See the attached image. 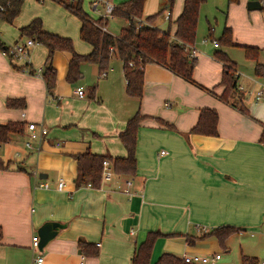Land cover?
I'll list each match as a JSON object with an SVG mask.
<instances>
[{
  "label": "crops",
  "instance_id": "1",
  "mask_svg": "<svg viewBox=\"0 0 264 264\" xmlns=\"http://www.w3.org/2000/svg\"><path fill=\"white\" fill-rule=\"evenodd\" d=\"M248 1L253 0H239L234 6L228 5L227 0H206L204 4L214 5V9L226 7L223 28L228 24L232 31L235 27L228 16H243L246 20L243 27L251 30L247 31L248 40L240 41L233 29L228 52L220 50L218 42L214 47L198 45L195 40L193 82L163 66L147 64L140 100L125 95L122 63L116 58L111 60L108 71H112L113 60L119 61L120 70L110 78L106 72L93 96L86 97L84 92L85 97L80 99L75 94L76 87L64 80L68 54L54 53L56 84L48 93L42 78L36 75L46 57L44 47L37 51L41 56L39 64L34 62L35 53L27 63H11L0 52V124L32 122L44 125L48 131L38 152L23 147L25 132L23 136H10V142L0 146V151H4L0 159L3 163L10 162L7 169H0V264H30L31 238L47 221L66 225L42 251L44 264H130L135 249L149 231L169 235L155 241L149 264H154L162 253L180 258L183 254L214 256L221 249L214 239L196 241L194 245L185 241L186 236L201 235L196 226L208 229L231 226L241 231L239 235L260 231L264 226V145L260 143L264 99L253 100L254 93L264 89V79L255 77V63L248 60L252 72L243 74L247 82L242 84L235 66L237 86L246 109L242 113L219 100L223 67L214 57L215 52L221 51L234 62L233 48L243 51V47H255L260 50L258 63H264V16L245 15L242 7ZM255 1H259L262 11V0ZM160 3L146 0L143 14H155ZM182 4L183 0H174L169 22L180 15ZM35 18L40 19L34 17L28 23ZM163 19L168 21L164 16ZM157 23L156 20L155 26L159 28ZM206 24L209 30L208 20ZM79 29L78 20L76 37L43 31L71 38L74 44ZM16 42L19 40L11 44ZM84 44L86 47L78 50L73 45L74 51L88 54L90 47ZM93 66L97 72L96 65ZM202 87L209 88L212 94ZM248 95L251 101L247 102ZM8 98L23 99L25 105L22 109H7L4 102ZM203 108L216 111L217 136L189 133ZM136 112L145 118L137 130L135 175H113L110 181L101 182L99 189L77 188L73 156L89 150L93 154L124 157L126 152L118 134ZM10 148L12 157L8 153ZM59 180L63 182L62 191L56 190ZM127 181H131L130 196L122 192ZM39 183H46L48 188L39 187ZM79 241L92 244L97 256H84L78 248ZM222 249L227 250L226 246Z\"/></svg>",
  "mask_w": 264,
  "mask_h": 264
},
{
  "label": "trees",
  "instance_id": "2",
  "mask_svg": "<svg viewBox=\"0 0 264 264\" xmlns=\"http://www.w3.org/2000/svg\"><path fill=\"white\" fill-rule=\"evenodd\" d=\"M10 7L5 15L6 23L12 21L19 15L24 0H8ZM164 7L155 14L145 16L143 9L146 0H126L119 3L111 14L112 18L123 19L126 26L123 27L117 36H112L101 27H106L108 19H91L81 7V1L76 4H62L80 22L79 39L90 47V52L85 55L77 54L74 51L71 39L63 38L55 34L43 31L41 20L35 18L18 31L20 37L31 39L35 44L41 45L47 51L42 65V80L48 93L52 92L56 84V71L52 66L54 53L61 52L69 55L65 82L74 85L81 77V65H96L98 75L107 72L110 62L116 58L122 63L123 77L125 80V95L134 100H140L143 94V74L144 67L149 63L163 66L185 81H192V72L196 59H192L183 50L184 45L193 46L196 40L197 24L200 7L206 0H183L180 15L174 22H169L166 30L162 31L155 26L156 20L164 16L165 12H170L174 0H160ZM238 3V0H227V4ZM61 4V3H59ZM264 10V7H262ZM173 27L174 31H171ZM208 38L212 39L211 29ZM178 41L181 44H178ZM212 41V40H211ZM231 29L224 27L218 43L222 46H231ZM245 59L253 61L254 75L264 79V63H258L260 50L255 47H243ZM6 51V45L0 40V52ZM214 57L221 62L223 67L222 78L219 86H223V91L219 100L246 113L243 105V95L238 90L236 64L231 62L226 54L217 51ZM17 68V67H13ZM20 70V69H19ZM29 73L32 70H28ZM95 87L88 93L89 98L93 96ZM212 94V91H208ZM25 105L23 99L8 98L4 102L7 109H22ZM145 117L136 112L130 117L122 132L118 134V140L125 149L124 157H111L108 155L93 154L89 150L75 154L76 176L74 184L77 188L86 187L90 184L93 189H99L102 179V162L107 160L112 167L113 175L133 177L136 173L135 147L137 140V130L140 122ZM161 123V120H159ZM218 116L215 110L203 108L199 111L196 124L190 129V134L203 136H217ZM167 128L172 126L164 123ZM23 122H6L0 124V146L10 142V136L24 135ZM260 143L264 145V131L260 137ZM10 162L3 163L0 159V169H7ZM241 232L231 226H222L210 229L206 234L197 238L186 236L185 241L189 245H194L196 241L214 239L221 248H225V242L233 235ZM159 231H149L145 239L135 249L130 264H149L150 256L158 238L166 237ZM1 239V230H0ZM78 248L84 256L95 257L97 249L92 244L78 242ZM154 264H188L180 257L171 253H162ZM241 264H258L256 258L243 255Z\"/></svg>",
  "mask_w": 264,
  "mask_h": 264
},
{
  "label": "rangeland",
  "instance_id": "3",
  "mask_svg": "<svg viewBox=\"0 0 264 264\" xmlns=\"http://www.w3.org/2000/svg\"><path fill=\"white\" fill-rule=\"evenodd\" d=\"M93 1H100L101 3V2H106L108 0H82L81 2L82 10L93 20H97L99 17H103L104 14L101 6H99V8L96 10L92 9L91 3ZM113 2H115V0H109L108 3L114 7H116L119 4V2L117 3H113ZM238 3H234L231 5L235 6ZM262 3L264 7V0H262ZM246 4L247 3L245 4L243 3V7H242L245 15L259 14L260 16H264V10L247 11ZM203 6L204 7H202L200 18H198L196 43H198V45L209 44L210 46H212V42H211L212 39L218 42V38L221 35L225 23L224 12L227 11H226V7L224 6L218 8L219 10H217V7L214 9V5L208 6V4H204ZM163 7L164 5L162 2L159 4L158 9H162ZM34 17L40 18L43 29H46V31L48 32L55 31L61 35H68L72 37H74L76 33L78 34V20L76 19V17L69 14V12L64 8L62 4L50 0H45L43 3L37 2L36 0H24L20 14L12 21V23H2L0 25V40L6 46L11 44L12 41L14 40H19L20 43L25 42L27 38L20 37L18 29L28 24V21ZM228 18H227L228 20H231V22L235 24V27L233 29L236 36L240 39V41L248 40L249 36L247 31L251 32V30H247L243 27L246 25L245 18L243 16L241 17L239 14L228 16ZM206 20H208L210 24V29H212L213 31L212 39L208 38L209 30L207 29ZM157 21H158L157 26L160 29L164 30L167 28L168 21H165L163 19V16H160L157 19ZM124 24H126V22L123 19L109 18L107 23V30L113 36H117L119 34L121 27L124 26ZM227 26L230 27V25L228 24ZM104 28L105 31L107 32L106 27ZM205 39H207L206 43L203 42V40ZM73 45L76 50H78L80 47L82 48L86 47V45L79 38H77V40L75 38ZM39 48H43V47L41 45L35 44L31 48V50L29 51V56L31 60L34 53L35 56L37 55V51H39ZM221 49L222 51H226V52L229 51V49L226 46L220 45V50ZM231 54L234 55L233 59L234 62L236 63V71L237 74H239L240 76V82L243 84L244 82H247L244 75L245 74L248 75L250 72H252V70L250 71L248 60L245 59L243 51L240 48H233L231 50ZM8 59L9 58H7V60ZM10 62L18 63V61L15 59L10 60ZM34 62H37L39 64L41 62V56L37 55L34 59ZM119 65L120 63L118 60L112 61V64L110 66L112 68V71L110 72L107 70L108 72L107 78L113 76L116 70H120ZM80 71L83 78L79 79L78 82L74 84V86L77 89L78 88L77 86L79 84L82 85L79 87H82L84 89L85 96L88 97V93L90 89L92 87H95V90L97 91L98 87L100 86V82L104 81L105 79L100 77L96 72L95 66L90 64L81 65ZM203 89L210 91L209 88H203ZM249 100H250V96L249 95L245 96V101L248 102ZM262 102L264 101H261V103ZM249 104H253V103L250 102ZM9 151H10L8 152L9 156L12 157L13 149L10 148ZM3 153L4 151H0V155H2ZM205 241L208 240L206 239ZM203 245H207V243L204 242ZM225 246L227 249L226 251L223 250L222 248L221 249L218 248L217 252L221 257V260L217 261L215 264H241V257L243 255L256 258L258 262L263 261L264 260V226L260 229V231H247L245 233H241L240 235L235 234L231 236L225 242Z\"/></svg>",
  "mask_w": 264,
  "mask_h": 264
},
{
  "label": "built area",
  "instance_id": "4",
  "mask_svg": "<svg viewBox=\"0 0 264 264\" xmlns=\"http://www.w3.org/2000/svg\"><path fill=\"white\" fill-rule=\"evenodd\" d=\"M37 2H44L45 0H36ZM54 1L56 3H61V4H76L77 2L81 0H50ZM99 6L102 7V11L104 16L100 17L103 19H109L112 18L111 14L114 10V6L109 4L108 2H101L100 1H93L91 3V7L93 9H98ZM10 7V3L8 0H0V25L2 23H6L5 21V15L8 12V9ZM164 18L166 20H169L170 15L169 12H166L164 15ZM102 31H105L104 27H101ZM178 44L180 45L181 42L178 41ZM214 47H217L218 44L217 42H212ZM35 45V43L31 39H26L25 42H16L13 44H9L6 46V51L3 53L7 58L10 60H17L18 62H23L27 63L29 59V51L31 48ZM183 50L188 56L192 59L197 58V51L194 49V46H188L184 45ZM36 75L39 77H42V70H36ZM100 77H105L106 72H102L99 74ZM75 94L77 95L78 98L82 99L84 98V89L82 87H78L75 90ZM264 96V89L259 90L254 93V101L258 102L262 99ZM21 118H24V114H21ZM24 132H25V137L23 139V147L26 150L29 151H34L38 152L41 148V145L48 133L46 127L42 124H35L32 122H26L24 126ZM163 155L164 152H161ZM113 176L112 172V167L109 161L105 160L102 162V173H101V179L102 182H107L110 181ZM41 188H48V185L46 183H39L38 185ZM86 187H90V184H88ZM131 187V181H127L125 183V188L122 191L126 195L130 196L131 192L129 188ZM91 188V187H90ZM56 190L57 191H62L63 190V182L59 180L56 184ZM210 229L203 227V226H196V231L197 233L203 235L206 234ZM38 244H39V239L37 235L32 236L31 238V245H30V250L32 253L31 259H30V264H44V257L42 256V253L38 251ZM99 246V244H97ZM220 255L216 254L214 256H205V255H199V254H183L181 256V259L183 262L188 263V264H214L217 260H219ZM259 264H264V260L259 262Z\"/></svg>",
  "mask_w": 264,
  "mask_h": 264
},
{
  "label": "water",
  "instance_id": "5",
  "mask_svg": "<svg viewBox=\"0 0 264 264\" xmlns=\"http://www.w3.org/2000/svg\"><path fill=\"white\" fill-rule=\"evenodd\" d=\"M248 11L260 10L261 5L259 1H248L246 4ZM66 224H60L58 222L47 221L42 224L37 230V236L39 239L38 251L42 253L46 245L52 241L58 234V232L65 227Z\"/></svg>",
  "mask_w": 264,
  "mask_h": 264
}]
</instances>
